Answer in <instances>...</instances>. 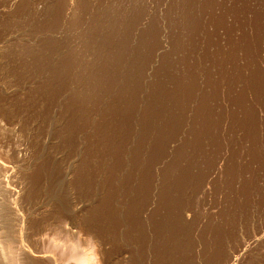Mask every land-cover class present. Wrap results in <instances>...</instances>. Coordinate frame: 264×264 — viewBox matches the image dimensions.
Segmentation results:
<instances>
[{
  "label": "rangeland",
  "instance_id": "obj_1",
  "mask_svg": "<svg viewBox=\"0 0 264 264\" xmlns=\"http://www.w3.org/2000/svg\"><path fill=\"white\" fill-rule=\"evenodd\" d=\"M0 264H264V0H0Z\"/></svg>",
  "mask_w": 264,
  "mask_h": 264
},
{
  "label": "bare ground",
  "instance_id": "obj_2",
  "mask_svg": "<svg viewBox=\"0 0 264 264\" xmlns=\"http://www.w3.org/2000/svg\"><path fill=\"white\" fill-rule=\"evenodd\" d=\"M2 215V214H1Z\"/></svg>",
  "mask_w": 264,
  "mask_h": 264
}]
</instances>
